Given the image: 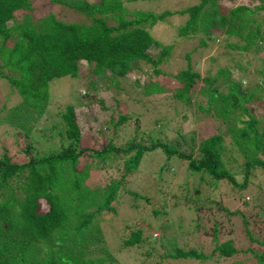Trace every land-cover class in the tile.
Segmentation results:
<instances>
[{
	"label": "trees",
	"instance_id": "trees-1",
	"mask_svg": "<svg viewBox=\"0 0 264 264\" xmlns=\"http://www.w3.org/2000/svg\"><path fill=\"white\" fill-rule=\"evenodd\" d=\"M49 1L78 18L67 22L52 13L38 16L33 0H0V82L7 88L5 97L18 100L9 107L0 106V127L22 139L21 143L15 141V153L24 158L14 161L5 147L0 154V264H120L108 250L102 228L116 224V204L122 193L129 197L134 217L139 216L137 200L147 203L148 199L126 189V177L136 173L145 155L155 150L165 163L155 174L158 179L180 159L188 171L206 174L216 187L225 181L245 195L250 179L264 169V0H197L180 11L159 13H129L123 0ZM175 15L186 17L177 29L181 39L199 33L198 46L205 47L206 41L224 36L231 40L225 46L228 51L252 56L258 75L254 82L244 75L233 79L230 67H219L214 75L201 77L190 64V53H185V67L170 74L178 84L172 97L191 103L200 82L198 92L205 102L198 105V111L220 125L215 134L199 140L196 154L179 149L178 142L174 145L161 135L142 134L137 129L122 145L115 144L116 131L123 130L131 116L100 122L97 114L88 113L91 105H85L88 116L83 119L77 106L56 100L52 85L57 79L87 78L83 92L87 96L90 91L119 89V81L127 80L133 64L143 70L140 63L149 66L142 73L151 79L134 84L140 94L148 97L165 91L154 79L162 74L157 66L171 47L162 45L150 30ZM154 48L159 52L153 57L150 50ZM232 68L244 69L238 59ZM97 105L96 109L106 110L102 99ZM42 117L53 122L49 128L39 123ZM183 142L186 144L184 138ZM233 152L243 159L238 172L243 174L242 181L229 169V162L235 161ZM102 174H109V179L101 185L92 181V175ZM114 174L118 176L112 179ZM195 191L193 210L199 211L203 205L198 202V189ZM240 198L241 206L247 207L244 196ZM164 203L166 197L161 208L151 211L155 219L167 213ZM219 211L236 219L225 235L219 223H214L211 240L215 246L210 254L187 248L186 243L175 242L177 246L172 247L165 235L149 244L146 234L152 226L135 227L133 221L123 226L118 223L119 250H134L145 260L157 244L173 259L210 261L214 256L224 260L238 254L235 237L239 235L247 245L262 246L260 253L253 246L247 250L254 264H264V241L256 239L251 230L264 211L249 216L237 208L222 206ZM177 228L187 230L181 224ZM170 239L174 241V237Z\"/></svg>",
	"mask_w": 264,
	"mask_h": 264
},
{
	"label": "rangeland",
	"instance_id": "rangeland-1",
	"mask_svg": "<svg viewBox=\"0 0 264 264\" xmlns=\"http://www.w3.org/2000/svg\"><path fill=\"white\" fill-rule=\"evenodd\" d=\"M241 2H244V0ZM195 3H197V0H157L149 2L123 0L124 8L129 13L138 10H150L155 13L165 10L180 11ZM33 5L35 6L34 11L38 16L39 14L52 13L67 22L78 18L75 13L61 6L54 5L49 0H33ZM185 19V15L171 16L167 18L166 22H160L150 30L152 36L162 45L171 47V52L167 58L157 66L162 74L157 75L154 79L158 85L164 87L165 91L162 93L148 97L140 94L139 88L134 85L137 80L142 81V84L151 80L142 73V71L148 70L149 66L140 63V68L143 70L137 69V65L133 64L132 73L126 78L127 80L119 81V89L112 88L101 93L90 91L87 96H83L88 83L87 78L71 79L62 77L57 79L52 85L58 95L56 100H60L64 104L72 103L77 106L78 112L83 119L88 116L84 112L83 107L85 105H91L88 113L97 114L100 122L109 121L110 118L116 120L118 115L131 116L132 119L128 121L127 126L123 130L120 128L121 130L116 131L115 144L122 145L133 136L135 129H137L142 134L151 132L154 135H161L163 138L169 139V142L174 145L178 142L180 145L178 146L179 149L196 154L199 140L215 134L220 125L207 114L198 111V105L205 102L202 94L198 92L201 87L200 82L195 85V95H193L191 103L179 102L172 97L173 90L178 84L170 78V74H174L181 67H185V53H190V64L193 69L199 72L201 77L206 74L214 75L219 67H230L233 79L244 75L249 78L248 81L252 80L254 82L258 75L254 69L252 56L250 54L237 55L235 50L228 51L225 46L231 40L229 42L224 40L226 38L224 36L213 37V39L206 41L207 45L205 47L198 46L199 39L202 37L199 33L186 39H181L178 36L177 29L184 23ZM158 52L159 48H154L150 50V55L154 57ZM237 59L238 63L244 67L240 72L236 68H232ZM220 90L222 91L223 88H220ZM7 93L6 86L0 82V106L6 104L9 107L18 102L15 98H6ZM99 98L103 100V106L106 110H102L103 107L96 109L101 106V104L100 106L97 105ZM39 123L49 128L53 122L42 117ZM183 138L186 144H184ZM19 139L18 137H12L10 131H6L5 127L1 126L0 154L2 148L5 147L14 161L24 160L23 156L15 153V147L18 148L15 141H22V139ZM225 141L229 145V138H226ZM193 147L194 149H192ZM232 154L235 156V161L229 162L230 168H227L230 171L233 170L237 181H242L243 174L238 172L243 159L236 152ZM162 162H164V158L161 153L156 150L150 152L142 159L137 172L126 177L125 188L148 199L147 203L144 200H137V203H139L138 207H140L138 208L139 216L134 217L129 207V197L126 196V193L124 195L122 193V197L116 204L117 215L114 217L116 219L113 220L116 224L113 227L102 224L104 227L101 228L103 233H105L104 237L108 250L113 253L118 262L120 264H231L239 260H245L244 264H254V258L247 249L253 246L257 249L256 252L260 253L262 246L254 242L247 245L241 242L239 235V239L235 237V246L240 249L238 254L224 260L221 258L216 259L214 256L210 258V261H200L191 258L173 259L166 256L162 246L157 244L154 247V252L149 250L150 257L145 260H141V257H138L134 250L131 252H125L123 249V251L119 250L121 247V239L118 236L119 226L133 221L132 223H135V227L152 226L146 234L149 244L154 243L156 241L154 239L165 235L169 239H167L168 244L172 247L177 246L175 242H180L183 245L186 243L187 248H199L201 253L210 254L215 246V242L211 240L214 223L217 221L221 229L220 232L227 234V226H231V221L235 222L236 219L233 216L230 218L226 217L223 212L219 211L220 207L225 206L229 210L237 208L246 213V216L255 211H264V169L257 171L253 178L250 179L247 185L248 190L244 193L245 195H239L236 189L225 181H220L221 183L216 187L206 174L188 171L186 162L180 159H176L174 164L170 163L173 164L170 171L163 172L158 179L155 174H157L161 165L165 164ZM115 175H112L111 178L115 179L118 176ZM109 177V174H102L101 176L92 175L91 178L92 181L101 185ZM197 189L198 202L203 205L199 211L193 210L194 192ZM243 196L244 202L248 204L247 207L241 206L240 197ZM165 197L166 203L163 205H165L167 213L162 216L159 215L155 219L151 211L155 208H161L162 199ZM261 215L262 221H257L258 224H254L251 230L256 239L264 241V213ZM254 218L249 217V219L253 220ZM178 224L186 227V232L179 230L177 228ZM197 224L198 227L194 228ZM164 226H166L165 229ZM182 232H184L183 236L181 235ZM239 232V229H236V233ZM171 237H174V241L170 239ZM143 250L145 251L146 249L143 248Z\"/></svg>",
	"mask_w": 264,
	"mask_h": 264
}]
</instances>
